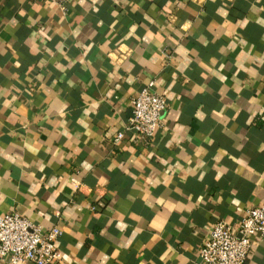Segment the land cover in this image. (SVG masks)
Returning a JSON list of instances; mask_svg holds the SVG:
<instances>
[{"label":"crops","instance_id":"obj_1","mask_svg":"<svg viewBox=\"0 0 264 264\" xmlns=\"http://www.w3.org/2000/svg\"><path fill=\"white\" fill-rule=\"evenodd\" d=\"M146 87L167 110L141 142ZM263 205L264 0H0V215L60 227L58 264H201Z\"/></svg>","mask_w":264,"mask_h":264},{"label":"built area","instance_id":"obj_2","mask_svg":"<svg viewBox=\"0 0 264 264\" xmlns=\"http://www.w3.org/2000/svg\"><path fill=\"white\" fill-rule=\"evenodd\" d=\"M42 2L64 8L67 0H25ZM169 57V52L165 54ZM132 117L125 132L135 135L136 141L150 142L163 126V114L167 104L163 96L150 87L142 91L131 102ZM121 132L113 140L118 145L124 139ZM62 231L57 225L43 230L17 213L0 215V258L8 264H58L61 254L57 240ZM264 237V205L246 211L235 227L224 221L215 224L206 241L199 249L201 264H245L252 249L253 239Z\"/></svg>","mask_w":264,"mask_h":264}]
</instances>
